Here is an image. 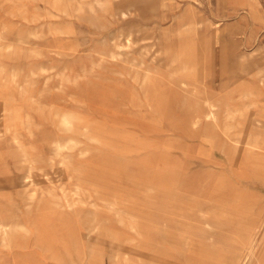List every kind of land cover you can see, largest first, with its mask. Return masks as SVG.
Here are the masks:
<instances>
[{
  "label": "rangeland",
  "instance_id": "rangeland-1",
  "mask_svg": "<svg viewBox=\"0 0 264 264\" xmlns=\"http://www.w3.org/2000/svg\"><path fill=\"white\" fill-rule=\"evenodd\" d=\"M263 76L264 0H0V264H264Z\"/></svg>",
  "mask_w": 264,
  "mask_h": 264
},
{
  "label": "bare ground",
  "instance_id": "bare-ground-1",
  "mask_svg": "<svg viewBox=\"0 0 264 264\" xmlns=\"http://www.w3.org/2000/svg\"><path fill=\"white\" fill-rule=\"evenodd\" d=\"M99 3H100V2H99ZM99 3H97V4H99ZM101 5L103 6V4H101ZM104 5H105V3H104ZM102 6H101V7H102ZM101 7H100V8H101ZM89 8H90V7H89ZM104 8H105V7H104ZM104 8H103V9H104ZM90 9H92V8H90ZM101 9H102V8H101ZM23 13H24V12H23ZM36 13H37V12H36ZM37 14H38V13H37ZM195 14H196V13H195ZM18 16H19V15H18ZM20 16H21V15H20ZM21 18H22V17H21ZM23 19H25V18H23ZM34 33H35V32H34ZM202 59H203V58H202ZM172 60H173V59H172ZM179 64H180V63H179ZM202 64H203V63H202ZM195 69H196V68H195ZM195 71H196V70H195ZM144 76H145V75H144ZM256 77H257V76H256ZM263 77H264V76H263ZM144 78H145V77H144ZM170 84H171V83H170ZM154 87H155V86H154ZM191 87H192V86H191ZM192 88H193V87H192ZM198 90H199V89H198ZM206 92H207V91H206ZM220 93H221V92H220ZM191 94H193V93H191ZM250 94H251V93H250ZM248 95H249V94H248ZM251 95H252V94H251ZM244 96H245V95H244ZM188 98H189V97H188ZM257 100H258V99H257ZM218 101H219V100H218ZM223 107H224V106H223ZM225 108H226V106H225ZM223 110H224V109H223ZM224 111H225V110H224ZM226 111H227V110H226ZM244 112H245V111H244ZM256 113H257V111H256ZM222 114H223V113H222ZM224 114H225V113H224ZM242 114H243V113H242ZM248 114H249V113H248ZM258 116H259V115H258ZM64 117H65V115H64ZM70 117H71V116H70ZM249 117H250V116H249ZM68 118H69V117H68ZM236 118H237V117H236ZM62 119H63V118H62ZM64 119H65V118H64ZM244 119H246V118H244ZM67 120H68V119H67ZM67 120H66V123L68 122ZM59 121H60V119H59ZM62 121H63V120H62ZM64 121H65V120H64ZM71 121H72V120H71ZM263 121H264V120H263ZM59 123H60V122H59ZM62 123H63L62 125H64V122H62ZM222 123H223V122H222ZM247 124H248V123H247ZM70 125H71V124H70ZM250 125H251V124H250ZM251 126H253V125H251ZM244 127H245V126H244ZM246 127H247V126H246ZM246 127H245V128H246ZM65 128H66V127H65ZM67 128H68V127H67ZM67 128H66V129H67ZM71 128H72V127H71ZM253 128H254V127H253ZM81 129H82V127H81ZM218 129H219V128H218ZM259 129H260V127H259ZM69 130H70V129H69ZM223 130H224V129H223ZM226 130H227V129H226ZM245 130H246V129H245ZM219 131H220V130H219ZM252 131H253V130H252ZM83 132H84V131H83ZM87 132H88V131H87ZM221 133H222V132H221ZM227 133H228V132H227ZM243 133H244V132H243ZM223 134H224V133H223ZM259 134H260V133H259ZM17 135H18V134H17ZM231 135H232V134H231ZM229 137H230V136H229ZM248 137H249V136H248ZM223 138H224V137H223ZM239 138H240V137H239ZM252 138H253V137H252ZM227 139H228V136H227ZM240 139H241V138H240ZM255 139H256V138H255ZM257 139H258V137H257ZM257 139H256V140H257ZM19 140H20V139H19ZM19 140H18V141H19ZM73 140H74V139H73ZM214 140H215V139H214ZM234 140H235V139H234ZM253 140H254V139H253ZM217 141H218V140H217ZM240 141H241V140H240ZM251 142H252V141H251ZM257 142H258V141H257ZM238 143H239V142H238ZM243 143L245 144L246 142L244 141ZM247 143H248V142H247ZM252 143H253V142H252ZM21 144H22V143H21ZM21 144H20V145H21ZM18 145H19V144H18ZM238 145H239V144H238ZM250 146H253V145H250ZM216 148H217V146H216ZM255 148H257V147H255ZM59 149H60V148H59ZM240 149H241V148H240ZM3 225H4V224H3ZM6 225H7V224H6ZM5 227H6V226H5ZM0 228H4V227H0ZM4 229H6V228H4ZM7 229H8V228H7ZM9 229H10V228H9ZM0 231H1V229H0ZM5 233H6V230H5ZM5 233H4V234H5ZM7 234H9V233H7Z\"/></svg>",
  "mask_w": 264,
  "mask_h": 264
}]
</instances>
